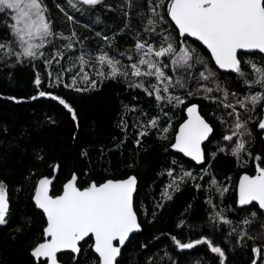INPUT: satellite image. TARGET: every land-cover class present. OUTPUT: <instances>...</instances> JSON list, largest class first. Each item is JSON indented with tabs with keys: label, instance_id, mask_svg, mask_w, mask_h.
Returning a JSON list of instances; mask_svg holds the SVG:
<instances>
[{
	"label": "trees",
	"instance_id": "1",
	"mask_svg": "<svg viewBox=\"0 0 264 264\" xmlns=\"http://www.w3.org/2000/svg\"><path fill=\"white\" fill-rule=\"evenodd\" d=\"M44 3L53 31L63 34L57 36L55 46L56 51L63 52V56L55 57L59 63H46L53 59L50 45L46 46L50 52L48 59L44 56L38 60L22 58V62L17 63L14 57H8L6 62H0V181L7 186L10 202L7 223L0 225V264H43L41 260L35 262L29 253L42 240L45 224L42 212L31 202V195L36 179L49 176L54 164L58 167L50 187L52 195L60 191L61 184L72 173L76 174L79 187L106 178L129 174L136 177L133 207L140 231L131 234L122 247L118 264H221V257L212 253L208 244L180 249L172 237L184 243L207 238L224 251V264H252L255 260L252 249H260V256L263 251L264 215L255 204L236 206L234 185L238 174L251 170L252 163L264 167V140L256 130L262 103L244 114L236 99L249 93L248 86L239 81L237 75L217 70L200 44L187 37L180 38L167 19L166 7L159 10L164 16L160 27L177 45L184 43L194 49L196 56L216 73L221 87L237 95L225 99L223 92L198 91L201 83L209 87L215 84L197 79L189 81L187 89H170L171 95L180 96L184 103L157 101L155 94H148L157 83L155 77L129 75L101 79L91 73H88L89 80H97V84L89 88L81 79L85 71L79 64V53H87L82 55L87 68L96 62L100 52L109 51L110 56L121 61V70L130 73L131 63L137 61V55H132L136 41H148L154 48L159 46L160 28L156 33L145 31L148 0H132V8L126 0H102L94 7L80 5V11L70 8L66 0H44ZM61 7L74 16L73 21L67 19ZM6 19L7 13L0 14V40L11 39L3 23ZM72 33L75 37L68 40ZM68 43L72 44L71 48L65 47ZM246 58L264 60L256 52L239 53L241 61ZM53 69L57 77L54 79ZM202 70L203 65L197 64L192 71L198 78ZM103 71L107 73L106 66ZM165 72L173 80L183 75L171 69ZM71 73H75L78 81L75 87H66L72 85L68 80ZM38 77L39 85L35 82ZM141 82L144 87L135 86ZM157 86L163 87L162 84ZM77 88L87 90L77 91ZM188 91L194 95H187ZM40 92L46 95L40 96ZM53 96L71 106L75 120ZM189 102L197 103L199 112L213 128L203 144L204 161L197 165L169 149L172 132L183 116L184 105ZM225 103L234 105L247 121L250 134L242 137L246 150L239 159L231 150H218L223 136L230 134L235 119L228 116L232 109L224 107ZM153 118H159L157 128L148 126ZM165 127L169 130L162 134L160 129ZM142 131L147 134L141 136ZM213 153H216L214 157ZM185 171L194 175L179 182L178 190L169 188L174 178ZM195 172L201 174L197 180ZM213 179L217 182L215 186L211 183ZM219 188L228 190L221 195ZM166 189L171 199L164 198ZM216 212H221L231 223H222L215 216ZM253 213H256L254 222L245 225L243 221ZM80 248L75 259L70 253H64L57 255L58 261L95 264L89 245L85 243ZM255 261L264 264L263 257Z\"/></svg>",
	"mask_w": 264,
	"mask_h": 264
},
{
	"label": "snow or ice",
	"instance_id": "2",
	"mask_svg": "<svg viewBox=\"0 0 264 264\" xmlns=\"http://www.w3.org/2000/svg\"><path fill=\"white\" fill-rule=\"evenodd\" d=\"M101 2L102 0H66L68 6L76 11L81 10L80 5L94 7ZM126 2L129 8H132V0H126ZM148 5L147 13L144 14L145 31L156 33L160 28L159 46L154 48L148 41L138 40L135 44L138 58L136 62L131 63L130 73L121 70V61L115 56L103 52L96 57V63L100 66V70L96 72L97 77L101 79L118 76L127 78L129 75L136 78L155 77L157 83L152 85L150 91L145 89L148 94H155L157 101L167 99L177 104L184 103V100L180 96L171 95L170 89H187L189 81L197 79L215 84V87H209L201 83L198 91L202 89L205 93L223 92L225 99L229 95H237L221 87L216 73L196 56L194 49H190L183 43L177 45L171 35L160 27L164 23V16L159 10L166 7V15L174 22L180 35L186 34L202 42L220 69L236 73L238 78H241L249 87L256 85L264 89V60L241 61L239 59L240 52L264 54V0H148ZM61 11H64L63 7ZM4 13H7L8 19L3 23L8 28L11 39L0 40V62H6L8 57H14L17 63H21L22 58L38 60L43 56L41 49L50 45L56 36L63 35L53 31L44 0H0V14ZM64 14L69 21L74 20V16L67 11H64ZM75 35L73 33L67 39L71 40ZM105 40H107L106 37ZM65 47L71 48L72 44L68 43ZM56 56H63V52L57 51L53 59L46 60V63L52 64ZM162 57H168L174 70L177 73L183 72V75H178L175 80L168 76L164 69L169 65L162 64L159 59ZM79 59L81 64L86 62L83 56ZM55 62L59 63L58 60ZM197 64L203 65L198 78L192 71ZM105 66L108 69L107 73L103 71ZM243 66L250 68V73L245 72ZM142 68H146V71H142ZM81 79L89 88L96 87L97 80H89L87 72L83 73ZM35 82L37 85L40 84L39 77ZM76 83L77 76H74L72 85H66V87H75ZM158 84H162L163 87L157 86ZM135 86L144 87V83L141 82ZM84 90L87 89L77 88V91ZM161 92L168 95H162ZM39 95L45 96L46 93L40 92ZM47 95L51 96V93ZM187 95H194V93L188 91ZM52 98L58 99L59 103L72 113L73 119H76L75 112L64 99L54 96ZM262 102H264V92L261 91L250 92L242 99H236V104L245 112L253 111ZM224 107L232 109L228 116H234L235 119L231 124L230 134L224 135L223 140L233 141L234 137L250 134L247 121L241 118L235 106L225 103ZM186 111L188 118L179 126L175 142L171 147L200 163L205 158L201 143L209 137L213 129L201 117L196 105L189 106ZM158 119L149 120L148 126L157 128ZM258 127L264 129V118L259 121ZM168 130L167 127L160 129L162 134H166ZM146 134V131L140 133L141 136ZM162 138L166 136L162 135ZM136 143L139 144L140 141L137 140ZM218 150L222 152L225 149L218 147ZM245 150L246 141L242 138L237 139L231 147L232 155L238 159ZM212 155L214 157L216 153ZM169 175L173 173L169 172ZM190 177H192L191 172H183L181 176L174 178L169 188L178 190V183ZM77 180L76 174H73L71 179L63 185L62 193L57 196L49 194L52 183L50 179L41 178L37 181L33 200L37 208L45 214L46 226L43 229L44 239L33 247L31 254L38 261L44 258L46 264H59L57 257L59 252L71 250L73 253H80L79 243L91 235L94 237L92 247L98 255L96 264H118L117 258L121 255V246L125 245L131 233L140 230L133 207L137 179L135 176H129L126 179H108L99 184L93 181L83 188L78 186ZM211 183L215 186L217 182L213 179ZM227 190V188L218 189L221 195ZM163 196L165 199H171L167 189ZM252 202H257L259 209L264 210V167L259 165L256 167L255 175L243 174L238 182L239 205H250ZM9 212L7 186L0 181V225L7 223L6 218ZM215 216L219 217L222 223H231L221 212H216ZM255 218L256 213H253L252 217L245 218L243 223L250 226ZM183 223V221L180 222L181 225ZM248 230H251L250 227ZM244 235H247V231ZM248 238L253 239L250 236ZM172 239L180 249H191L197 245L208 244L211 252L218 254L221 257V264H224V251L207 238L187 243L181 242L176 237ZM114 241H118L120 246H114ZM252 251L260 253V249L255 247ZM252 264H256V261L253 260Z\"/></svg>",
	"mask_w": 264,
	"mask_h": 264
},
{
	"label": "water",
	"instance_id": "3",
	"mask_svg": "<svg viewBox=\"0 0 264 264\" xmlns=\"http://www.w3.org/2000/svg\"><path fill=\"white\" fill-rule=\"evenodd\" d=\"M166 16H167V15H166ZM167 19H168L169 22L172 24V26L176 29V26H175L174 22H172V21L170 20V17L167 16ZM176 32H177V35H178L180 38H182V37H187L188 39L193 40V41L197 42L198 44H200V45L205 49V51L209 54V56H210V58H211V60H212V62H213V64H214V66H215L219 71H221V72H232V71H230V70L220 69V68L215 64L214 59L211 57V53H210V51L206 48V46H204V45L202 44V42H200L199 40H197L195 37H191V36H188V35H186V34H185L184 36H181L180 33H179V31H178V29H176ZM242 53H252V52H242ZM256 53H258V52H256ZM258 54H260V53H258ZM260 55H262V56L264 57V54H260ZM232 73H233V72H232ZM191 105H196V104H194V103H193V104H189V105H187V106L185 107V109H184V118H183V120H182L181 122H179V123L177 124V126H176V130H175V132H174V134H173L172 141H171V143H170V145H169V149H170L171 151H173V152L179 153V154L182 155L184 158L190 159V160L193 161L194 163H197V162H196L195 160H193L191 157H188V156L184 155L183 153L179 152L178 150L173 149V148L171 147V145L175 142V135H176V132H177L178 129H179V126H180V125H181V124H182V123L188 118L186 109H187L189 106H191ZM201 117H202V116H201ZM202 118H203V117H202ZM262 118H264V102L262 103V105H261V107H260V117H259L258 123H259V121H260ZM203 119H204V118H203ZM258 123H257L256 129H257V130H262V131H263V132H262V133H263V134H262V138L264 139V129H260V128L258 127ZM202 142H204V141H202ZM201 149H202V148H201ZM200 163H201V162H200ZM256 167H257V166H256ZM56 173H57V165L54 164V166L52 167V172H51V174H50L49 176L43 175V176H40V177H38V178L36 179L35 184H34V187H33L32 195H31V202H32L34 208H36L37 210L41 211L42 214H43V216H44V219H45V224H44V226H43V228H42V232H43L44 227L46 226V217H45V214L43 213V211H42L41 209L37 208V206L35 205V202H34V200H33L34 189H35V187H36L37 181H38L39 179H41V178H48V179H50V180L52 181V183H53L54 178H55V176H56ZM73 174H74V173H72V174L70 175V177H69L68 179H66V180L61 184L60 191H59L58 193L52 195V194H50V191H49V194L52 195V196L60 195V194L62 193V191H63V185H64L69 179H71V177H72ZM243 174H247V173H240L239 176H238V178H237V183H236L235 196H236V205H237V206H241V205H239V203H238V182H239L240 176L243 175ZM255 174H256V168H255ZM255 174H254V175H255ZM129 176H134V175L129 174V175H127V176H125V177H122V178H106V179H104L103 181H101V182H99V183H103L104 181H106V180H108V179H113V180H116V179H126V178L129 177ZM92 182H93V181H90L88 184H90V183H92ZM52 183H51V184H52ZM99 183H98V184H99ZM88 184H87L86 186H83V187H87ZM50 187H51V185H50ZM83 187H81V188H83ZM252 203H254V204L257 206V208L259 209V206H258V203H257V202H252ZM245 206H247V205H245ZM259 210H260L261 213L264 215V210H261V209H259ZM134 212H135V211H134ZM137 222H138V219H137ZM138 224H139V223H138ZM139 231H140V230L135 231V232H133V233H131V234L137 233V232H139ZM131 234H130V235H131ZM90 236H91V235H90ZM43 239H44V237H43ZM43 239H42V240H43ZM91 239H92V246H93V244H94V237L91 236ZM42 240L39 241V242H42ZM115 242H116V244H115L114 246H120L118 241H115ZM36 244H37V243H36ZM36 244H35V245H36ZM35 245H34V246H35ZM34 246H33V247H34ZM92 246H91V247H92ZM33 247H32V248L30 249V251H29V253H30L31 256H32L31 252H32ZM92 249H93V247H92ZM62 251H71V250H62ZM93 251H94V249H93ZM71 252H72V251H71ZM74 254H76V253H74ZM96 255H97V254H96ZM32 257H33V256H32ZM97 257H98V255H97ZM33 258H34V257H33ZM34 259L36 260V258H34ZM117 259H118V258H117ZM42 260H45V259L42 258ZM44 264H46V260H45V263H44ZM59 264H60V263H59Z\"/></svg>",
	"mask_w": 264,
	"mask_h": 264
},
{
	"label": "rangeland",
	"instance_id": "4",
	"mask_svg": "<svg viewBox=\"0 0 264 264\" xmlns=\"http://www.w3.org/2000/svg\"><path fill=\"white\" fill-rule=\"evenodd\" d=\"M73 34V33H72ZM72 34H71V36H72ZM58 41H57V36L55 37V38H53V40H52V43L50 44V51H51V57L54 55V53H56L57 51L55 50V46H56V43H57ZM136 43H137V41H136ZM135 43V44H136ZM184 44V43H183ZM66 45V44H65ZM184 45H186V44H184ZM47 46V45H46ZM46 46H45V48L44 49H41V51L43 52V56L44 57H46V59H48L49 58V56H50V52H49V50L46 48ZM187 46V45H186ZM188 47V46H187ZM49 52V53H48ZM108 52V54L110 55V53H109V51H107ZM133 52V54L132 55H137V53H136V50H135V45H134V50L132 51ZM102 52H100L99 54H101ZM98 54V55H99ZM117 54H119V53H117ZM84 56V55H87V53H85L84 51L83 52H81V53H79V56ZM97 55V56H98ZM137 58H138V56H137ZM160 59V61L162 62V64H166V65H169V67H167V68H165L164 70H168V69H171L173 72H175L176 73V71L174 70V68L171 66V64H170V60H169V58L168 57H162V58H159ZM249 58H246V59H244V61H246V60H248ZM78 60H79V64H80V66L82 67L81 69H83L85 72H87V73H91V74H93V75H96V72L98 71V70H100V66H99V64L98 63H96V62H94L93 64H91V65H88L87 66V68H85L84 67V64H81V61H80V59L78 58ZM53 63H56L55 61H53ZM63 71L65 70V67L62 69ZM106 70H108L107 69V67H106ZM142 71H146V68H142ZM245 72H249L250 73V68H248L247 66H245V70H244ZM67 72H68V68H67ZM90 74V75H91ZM177 74V73H176ZM51 75H52V77H53V79L54 78H57L56 77V71L53 69V70H51ZM169 75V74H168ZM75 76V73H71L69 76H68V80H69V83H71L72 84V80H73V77ZM92 76V75H91ZM242 79L241 78H239V81H241ZM77 81H78V79H77ZM243 81V80H242ZM248 86V85H247ZM248 88H249V93L250 92H255V91H261V92H264L263 91V89H261V88H259L258 86H256V85H253V86H251V87H249L248 86ZM212 93H217V92H212ZM248 94V93H247ZM246 95V94H245ZM263 103V102H262ZM249 107H251V106H249ZM244 114L245 113H248V112H243ZM244 117V116H243ZM244 137H245V135H244ZM240 138H242V137H235L234 139H233V141H224L223 139H222V141L220 142V145H221V147H223V148H225V149H228V150H231V147H232V143L231 142H233V145H234V143H235V141L237 140V139H240ZM243 139V138H242ZM194 172H192V176L194 175L193 174ZM201 176V174H200V172H195V177H194V179L195 180H197L199 177ZM210 182L208 181V184H209ZM208 189V186H207V188H206V190ZM255 254V260H257V259H259L260 257L262 258L263 257V263H264V252L262 253L261 252V256H260V253L259 254H257V253H254Z\"/></svg>",
	"mask_w": 264,
	"mask_h": 264
},
{
	"label": "flooded vegetation",
	"instance_id": "5",
	"mask_svg": "<svg viewBox=\"0 0 264 264\" xmlns=\"http://www.w3.org/2000/svg\"><path fill=\"white\" fill-rule=\"evenodd\" d=\"M262 56V55H261ZM218 70V69H217ZM229 73H232V72H229ZM232 74H234V75H237L236 73H232ZM259 87V86H258ZM196 104V106H197V108H198V105H197V103H195V102H189V103H187V104H185L184 105V107H183V116H182V118H181V120L179 121V122H181L182 120H183V118H184V109H185V107L187 106V105H189V104ZM198 112H199V108H198ZM199 114L204 118V120L211 126V124L209 123V121L199 112ZM260 117V116H259ZM259 120V119H258ZM178 122V123H179ZM257 123H258V121H257ZM176 126H177V124H176ZM176 126H175V128H174V130H173V132H172V137H173V134H174V132H175V130H176ZM256 126H257V124H256ZM212 127V126H211ZM213 129V128H212ZM257 130V129H256ZM257 131H259L260 132V136H261V138H262V130H257ZM212 134V133H211ZM211 134L209 135V137L204 141V142H202L201 143V148H202V151H203V153H204V149H203V144H205V142L210 138V136H211ZM263 139V138H262ZM264 140V139H263ZM170 145V144H169ZM182 156V155H181ZM187 159V158H186ZM187 160H189V161H191L190 159H187ZM204 161V160H203ZM202 161V162H203ZM192 163H194L193 161H191ZM201 162V163H202ZM201 163H194V164H201ZM257 165H259L257 162H254V163H252V168H251V170H249V171H245V172H240V173H247L248 175H254L255 174V168H256V166ZM239 173V174H240ZM239 174H238V176H239ZM238 176H237V178H238ZM237 178H236V181H235V189H236V183H237ZM235 203H236V196H235ZM251 204H254V203H251ZM250 204V205H251ZM250 205H247V206H238V207H248V206H250ZM237 206V205H236ZM43 239V238H42ZM41 241V240H40ZM38 243V242H37ZM85 243H87L88 245H89V249H90V252H91V255L93 256V258L95 259V264H96V262L98 261V257H97V255H96V253L93 251V249H92V239H91V236H89V237H87V238H85V240L84 241H82V242H80L79 243V247L81 246V245H85ZM116 244V242L114 241V245ZM124 246V245H123ZM123 246H121V248L123 247ZM262 253L264 252V246H262ZM64 253H70L71 255H72V258L73 259H75L76 258V256L78 255L77 253L76 254H74L73 252H71V251H61V252H59L57 255H59V254H64ZM31 256V255H30ZM32 257V256H31ZM33 258V257H32ZM34 259V258H33ZM90 260H91V258H90ZM34 261L36 262V261H38L37 259L35 260L34 259ZM41 261H43V264L45 263V260H42L41 259ZM60 264H61V262L60 261H58Z\"/></svg>",
	"mask_w": 264,
	"mask_h": 264
}]
</instances>
